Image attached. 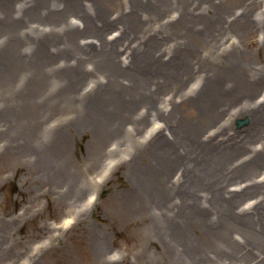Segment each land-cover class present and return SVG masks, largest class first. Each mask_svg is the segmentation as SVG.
Here are the masks:
<instances>
[{
  "label": "bare ground",
  "instance_id": "bare-ground-1",
  "mask_svg": "<svg viewBox=\"0 0 264 264\" xmlns=\"http://www.w3.org/2000/svg\"><path fill=\"white\" fill-rule=\"evenodd\" d=\"M210 4L0 0V87L8 92L0 101V157L24 159L58 203L79 206V195L65 197L82 183L65 184L66 132L90 126L100 142L124 145L133 213L175 202V264H234L231 244L264 264V93L254 96L264 69L237 60L239 43L217 44L234 23L264 33V19L248 5L212 11ZM244 114L248 126L234 129L232 118ZM128 136L136 141L131 155ZM97 145L92 162L99 165L105 152ZM28 207L5 221L0 237H11L8 227L24 222ZM196 225L199 247L188 238ZM2 240L0 252L8 253ZM97 254L98 264L117 263L103 249ZM36 257L30 264H41Z\"/></svg>",
  "mask_w": 264,
  "mask_h": 264
},
{
  "label": "rangeland",
  "instance_id": "rangeland-1",
  "mask_svg": "<svg viewBox=\"0 0 264 264\" xmlns=\"http://www.w3.org/2000/svg\"><path fill=\"white\" fill-rule=\"evenodd\" d=\"M209 1L212 11L211 5L216 9L217 5L226 6L231 8L230 11H240L241 7L248 5L253 9L256 19H264L261 14L264 12V0ZM225 8L223 11L227 10ZM217 15L216 10L212 15L213 21L218 18ZM201 17L200 15L198 19L204 18ZM240 28L241 24L234 23L233 30L223 32L217 44L223 46L231 41L239 43V51L234 53L237 60L247 66L250 64L261 73L264 69V33L254 26L245 32ZM243 48H247L248 52L239 54ZM5 93L8 92L0 87V101L6 96ZM259 93H264V84L253 95ZM246 117L249 119L247 114L232 118L233 128L241 130L248 126L249 120L243 125L237 122ZM154 119L144 123L149 134L153 132L150 130ZM94 131L90 126H74L66 132L65 184L70 185V181L75 179L74 182L82 181V186L76 184L75 189L70 188L65 197L68 199L73 194L79 195V206H72L71 200L58 203L55 191H49L45 180L38 174V169L32 167L29 170L24 159L7 163L0 157V228L6 226V220L11 221L18 215V211L29 205L28 218L21 224L15 223L8 227V235L11 237H0L3 245L7 246L6 250L8 249V253L0 252V264H30L29 259L34 254L41 264H98L97 251L100 252L101 249L105 253L104 258L109 253V256L115 258L116 264H175V202L162 210L147 206L146 211L133 213L125 202L127 188L133 184L134 177L130 173V162L125 160L129 156L124 145L116 149V144H111V137L100 142L98 137H94ZM126 138L131 155L136 141L129 136ZM97 144H101L102 154L105 152L99 165L92 162V153L98 148ZM173 167L172 174L176 170ZM161 169L159 180L167 187L168 171H163V167ZM87 184L90 186L89 190L85 189ZM173 192L175 193L174 190ZM173 196L174 194L171 195ZM251 197L254 195L246 200ZM66 220V225L61 227ZM201 230L198 225L188 229V238L195 243L194 247L205 244L199 235ZM99 240L104 242L100 250L97 248ZM238 248L231 244L232 252H238L234 264H255L258 261L259 258L251 255L250 251L241 252ZM226 249L229 250V247Z\"/></svg>",
  "mask_w": 264,
  "mask_h": 264
},
{
  "label": "water",
  "instance_id": "water-1",
  "mask_svg": "<svg viewBox=\"0 0 264 264\" xmlns=\"http://www.w3.org/2000/svg\"><path fill=\"white\" fill-rule=\"evenodd\" d=\"M242 121H240V123H241Z\"/></svg>",
  "mask_w": 264,
  "mask_h": 264
}]
</instances>
